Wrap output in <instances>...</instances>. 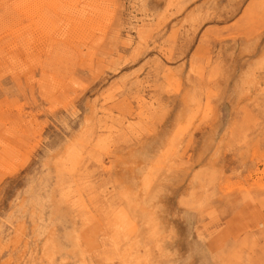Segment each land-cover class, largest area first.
Masks as SVG:
<instances>
[{
	"label": "rangeland",
	"instance_id": "obj_1",
	"mask_svg": "<svg viewBox=\"0 0 264 264\" xmlns=\"http://www.w3.org/2000/svg\"><path fill=\"white\" fill-rule=\"evenodd\" d=\"M0 264H264V0H0Z\"/></svg>",
	"mask_w": 264,
	"mask_h": 264
}]
</instances>
